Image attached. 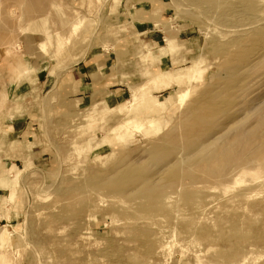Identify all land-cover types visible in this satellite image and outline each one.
Instances as JSON below:
<instances>
[{"label": "rangeland", "instance_id": "374dc122", "mask_svg": "<svg viewBox=\"0 0 264 264\" xmlns=\"http://www.w3.org/2000/svg\"><path fill=\"white\" fill-rule=\"evenodd\" d=\"M0 264H264V0H0Z\"/></svg>", "mask_w": 264, "mask_h": 264}, {"label": "bare ground", "instance_id": "6f19581e", "mask_svg": "<svg viewBox=\"0 0 264 264\" xmlns=\"http://www.w3.org/2000/svg\"><path fill=\"white\" fill-rule=\"evenodd\" d=\"M243 12H241V14H242ZM238 14H240V13H238ZM244 15V14H243ZM258 24V23H257ZM250 32V31H249ZM253 32V31H252ZM249 34V33H248ZM252 63V62H251ZM186 95V94H185ZM186 97V96H185ZM214 142H212V141H210V142H207V143H203L202 145H200V147H199V149H198V152H201L202 151V149L203 148H205V147H207L208 145H210V144H213ZM218 153H217V151H215L214 152V154H213V156L212 157H210V158H217V155ZM209 157H203L202 158V160H205L206 162L207 161H210L211 159H210Z\"/></svg>", "mask_w": 264, "mask_h": 264}, {"label": "crops", "instance_id": "0c3cea01", "mask_svg": "<svg viewBox=\"0 0 264 264\" xmlns=\"http://www.w3.org/2000/svg\"><path fill=\"white\" fill-rule=\"evenodd\" d=\"M168 50H169V46H168ZM170 51V50H169Z\"/></svg>", "mask_w": 264, "mask_h": 264}]
</instances>
